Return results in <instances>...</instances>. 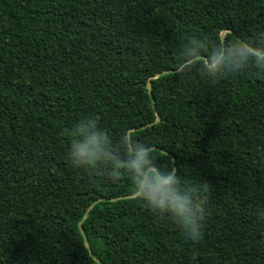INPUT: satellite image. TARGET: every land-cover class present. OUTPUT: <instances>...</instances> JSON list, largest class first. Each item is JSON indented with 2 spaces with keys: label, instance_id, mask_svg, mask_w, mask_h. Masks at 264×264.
Returning a JSON list of instances; mask_svg holds the SVG:
<instances>
[{
  "label": "trees",
  "instance_id": "obj_1",
  "mask_svg": "<svg viewBox=\"0 0 264 264\" xmlns=\"http://www.w3.org/2000/svg\"><path fill=\"white\" fill-rule=\"evenodd\" d=\"M240 43V73L198 67ZM262 49L264 0H0V264H264ZM88 116L209 183L199 241L127 174L70 166Z\"/></svg>",
  "mask_w": 264,
  "mask_h": 264
},
{
  "label": "clouds",
  "instance_id": "obj_2",
  "mask_svg": "<svg viewBox=\"0 0 264 264\" xmlns=\"http://www.w3.org/2000/svg\"><path fill=\"white\" fill-rule=\"evenodd\" d=\"M196 54V47L184 50V59L177 65L178 75L183 76L197 67L188 62L195 60ZM249 54L250 49L244 43L229 47L221 45L211 56L206 54L205 63L198 67L210 78L237 74ZM253 55L256 66L264 72V49ZM68 135L71 141L67 158L71 167L98 173L109 181H117L122 174H127L133 191L151 212L166 214L182 229L185 239L194 243L199 241L209 192L207 181L201 177L185 179L171 164L161 166L150 146L129 133H121L114 140L94 117L76 120ZM260 218L264 219V215Z\"/></svg>",
  "mask_w": 264,
  "mask_h": 264
},
{
  "label": "water",
  "instance_id": "obj_3",
  "mask_svg": "<svg viewBox=\"0 0 264 264\" xmlns=\"http://www.w3.org/2000/svg\"><path fill=\"white\" fill-rule=\"evenodd\" d=\"M221 37H222V39L225 38V30L221 32ZM156 75H157V74H156ZM156 75H154V77H155ZM151 87H152L151 84L148 83V88H149V90H151ZM159 119H160V116H158L157 120H159ZM86 245H87L88 248H90V244H89L88 241H86Z\"/></svg>",
  "mask_w": 264,
  "mask_h": 264
}]
</instances>
